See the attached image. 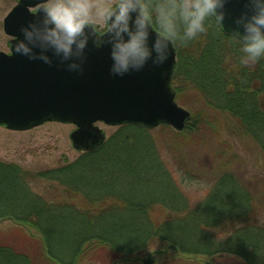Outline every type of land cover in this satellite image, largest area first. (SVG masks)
<instances>
[{"label": "trees", "instance_id": "16d2710c", "mask_svg": "<svg viewBox=\"0 0 264 264\" xmlns=\"http://www.w3.org/2000/svg\"><path fill=\"white\" fill-rule=\"evenodd\" d=\"M207 26L175 47L173 86L177 95L197 91L210 110L191 120L208 128L223 119L229 136L251 140L264 155V60L241 65L233 38L214 21ZM133 128L120 127L99 151L58 168L0 162V220L18 224L0 233V264H120L163 241L187 256L227 253L264 264V186L256 190L226 164L210 166L213 187L190 207L145 130L132 135Z\"/></svg>", "mask_w": 264, "mask_h": 264}, {"label": "water", "instance_id": "95a60500", "mask_svg": "<svg viewBox=\"0 0 264 264\" xmlns=\"http://www.w3.org/2000/svg\"><path fill=\"white\" fill-rule=\"evenodd\" d=\"M16 1L3 21V30L12 39L10 51H0V126L25 131L46 122L73 124L72 146L84 152H97L104 144L105 133L96 125L99 121L146 128L166 124L184 130L190 113L175 101V49L163 65L149 62L138 72L114 76L109 72L108 49L98 50L90 43L84 71L74 74L13 52L14 41L23 35L21 27L34 19L31 9L40 7V0ZM242 8L243 0L226 5V32L233 30V17Z\"/></svg>", "mask_w": 264, "mask_h": 264}, {"label": "clouds", "instance_id": "9594fccd", "mask_svg": "<svg viewBox=\"0 0 264 264\" xmlns=\"http://www.w3.org/2000/svg\"><path fill=\"white\" fill-rule=\"evenodd\" d=\"M230 0H40L34 19L21 27L13 52L56 64L74 74L84 71L87 49H108L114 76L163 65L178 44L208 30L214 21L237 43L241 65L264 60V0H243L234 28L226 32Z\"/></svg>", "mask_w": 264, "mask_h": 264}, {"label": "rangeland", "instance_id": "374dc122", "mask_svg": "<svg viewBox=\"0 0 264 264\" xmlns=\"http://www.w3.org/2000/svg\"><path fill=\"white\" fill-rule=\"evenodd\" d=\"M15 4L16 0H0V51L3 52L9 51L10 37L3 31L2 23ZM175 101L180 107L188 110L191 116H195L194 119L202 109L209 110L194 90L179 95L176 91ZM194 119L191 120L190 117L188 122H191V129L187 132L186 129L177 131L162 124L150 129L134 126L130 133L134 135L140 132L137 129L145 130L142 133L156 150L159 163L169 172L190 207L207 196L213 187L211 180L214 175L211 172L214 169L219 170L218 168L225 164L227 169L236 170L253 188L262 190L264 155L258 146L249 139L229 136L223 119L219 120V124L210 125L208 128L203 126L199 118ZM96 125L105 133L106 141L122 127L100 121L96 122ZM75 129L73 124L60 122H46L25 131H12L0 126V162L16 164L30 172L67 165L82 154V151L74 149L69 137ZM210 166L213 170L208 173L206 170ZM163 217L161 216L160 220ZM16 225L18 224L10 220H0V233L15 231L9 228L17 227ZM146 260L151 261L150 264H163L167 260H173V264H245L238 257L227 253L212 257L183 255L165 241L156 242L149 246L145 253L119 263L144 264ZM84 264L98 263L87 261Z\"/></svg>", "mask_w": 264, "mask_h": 264}]
</instances>
